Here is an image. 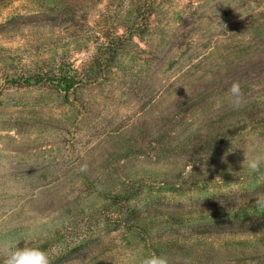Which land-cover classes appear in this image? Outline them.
<instances>
[{
  "label": "rangeland",
  "instance_id": "1",
  "mask_svg": "<svg viewBox=\"0 0 264 264\" xmlns=\"http://www.w3.org/2000/svg\"><path fill=\"white\" fill-rule=\"evenodd\" d=\"M250 140L264 153V0H0V242L264 264Z\"/></svg>",
  "mask_w": 264,
  "mask_h": 264
},
{
  "label": "clouds",
  "instance_id": "2",
  "mask_svg": "<svg viewBox=\"0 0 264 264\" xmlns=\"http://www.w3.org/2000/svg\"><path fill=\"white\" fill-rule=\"evenodd\" d=\"M227 94L234 107L238 108L243 104V94L239 83H232ZM258 147V141L250 140L243 148V151L253 154L249 159L244 160L251 172L258 171L261 165H264V153L259 152ZM256 203L258 207H264V198L257 199ZM0 247L6 250L3 264H51L48 253L39 247H22L18 241L13 240L0 242ZM142 264H168V260L152 252L143 258Z\"/></svg>",
  "mask_w": 264,
  "mask_h": 264
},
{
  "label": "trees",
  "instance_id": "3",
  "mask_svg": "<svg viewBox=\"0 0 264 264\" xmlns=\"http://www.w3.org/2000/svg\"><path fill=\"white\" fill-rule=\"evenodd\" d=\"M70 80H72V79H71V78H64V79L62 80V82H63V81H66L67 83H69V84L71 83V84H72V82H71ZM70 86H71V85H70Z\"/></svg>",
  "mask_w": 264,
  "mask_h": 264
}]
</instances>
